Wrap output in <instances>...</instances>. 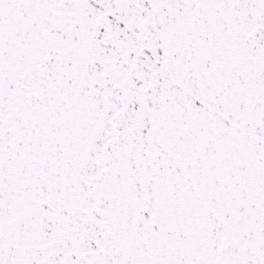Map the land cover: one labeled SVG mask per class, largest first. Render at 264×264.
Here are the masks:
<instances>
[{
	"label": "water",
	"instance_id": "water-1",
	"mask_svg": "<svg viewBox=\"0 0 264 264\" xmlns=\"http://www.w3.org/2000/svg\"><path fill=\"white\" fill-rule=\"evenodd\" d=\"M0 264H264V0H0Z\"/></svg>",
	"mask_w": 264,
	"mask_h": 264
}]
</instances>
